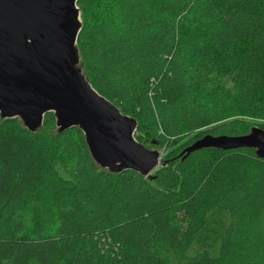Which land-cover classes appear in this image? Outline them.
<instances>
[{
  "label": "trees",
  "instance_id": "16d2710c",
  "mask_svg": "<svg viewBox=\"0 0 264 264\" xmlns=\"http://www.w3.org/2000/svg\"><path fill=\"white\" fill-rule=\"evenodd\" d=\"M76 6L83 75L153 141L264 123V0ZM186 147L151 179L111 173L80 129L58 132L53 113L34 132L0 117V264H230L248 181L264 217V159L252 149L180 156Z\"/></svg>",
  "mask_w": 264,
  "mask_h": 264
},
{
  "label": "water",
  "instance_id": "95a60500",
  "mask_svg": "<svg viewBox=\"0 0 264 264\" xmlns=\"http://www.w3.org/2000/svg\"><path fill=\"white\" fill-rule=\"evenodd\" d=\"M77 1L0 0V117L19 118L34 132L44 116L53 113L58 132L72 127L82 131L98 166L111 173L131 170L151 179L152 172L168 161L134 139L135 119L100 96L79 67ZM203 149H252L264 159V130L253 127L240 136L205 135L180 156Z\"/></svg>",
  "mask_w": 264,
  "mask_h": 264
},
{
  "label": "rangeland",
  "instance_id": "374dc122",
  "mask_svg": "<svg viewBox=\"0 0 264 264\" xmlns=\"http://www.w3.org/2000/svg\"><path fill=\"white\" fill-rule=\"evenodd\" d=\"M121 113L129 118H134L130 115V109L121 111ZM134 119H136L138 123L137 118ZM248 122L252 128L257 127L264 130L263 122L258 120H248ZM206 130L207 128L201 129L188 135L184 134L175 140L160 141L157 143L144 132L139 124H137L133 137L147 150L157 152L162 161H167V159H169L175 152L180 151L186 146H190L193 143L194 138H197L200 133ZM159 167L160 166L157 168ZM256 186V181L251 180L247 182V186L244 189L246 198L241 207V216L235 232V243L231 254L230 264H264V217L261 219L257 218L254 215L252 206V199L254 197ZM32 216L31 213L27 215L28 225L30 229H37L38 227L31 221ZM43 226L47 228L50 227L49 224ZM43 226L41 228H43Z\"/></svg>",
  "mask_w": 264,
  "mask_h": 264
}]
</instances>
